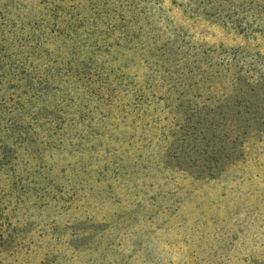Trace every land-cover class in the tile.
<instances>
[{
	"label": "rangeland",
	"instance_id": "obj_1",
	"mask_svg": "<svg viewBox=\"0 0 264 264\" xmlns=\"http://www.w3.org/2000/svg\"><path fill=\"white\" fill-rule=\"evenodd\" d=\"M186 2L24 0L0 16L2 39L19 14L53 38L54 58L27 54L33 84L49 60L65 78L46 104L0 108V145L17 144L0 264H264V0Z\"/></svg>",
	"mask_w": 264,
	"mask_h": 264
},
{
	"label": "trees",
	"instance_id": "obj_2",
	"mask_svg": "<svg viewBox=\"0 0 264 264\" xmlns=\"http://www.w3.org/2000/svg\"><path fill=\"white\" fill-rule=\"evenodd\" d=\"M197 0H187V6L193 5V2H196ZM11 4H16L17 8H21L24 4V0H0V16L2 17V20H11L10 12H12V7H10ZM55 4V2H54ZM60 9H63L61 6H56L53 8V12L48 13L47 17L43 18V21L51 24L56 25L57 19L59 18V11ZM20 15V14H19ZM18 15V19H14V22L19 23V27L15 26V30L11 32L12 37L11 38H1L0 39L4 41V43H1L0 41V108H8L9 102L11 103V108H35V100L37 97H42L44 100V103L48 102V97L50 96V92L48 89L47 82L49 81V77L52 76V78L55 81L62 82L65 78L64 75L61 74L59 77H57V71L61 72V68L58 66L59 63H57L58 60H49V64L45 70V75L37 77L36 81L33 84V80L31 78V67L32 62L29 64V56H36V58H39L42 52H48L46 53L51 59L53 57L54 50L50 49L49 43L53 40V38L41 36V34L38 32V28H40V24L37 23L36 27L35 24L31 20H27V18L20 17ZM6 21L5 24L8 22ZM4 24V23H3ZM70 25H72L70 23ZM73 27V26H72ZM75 31V30H74ZM20 37L17 38V37ZM60 36V35H59ZM58 36V37H59ZM57 38V36H55ZM16 38L14 44L7 45V41L9 39ZM42 51V52H41ZM28 54V55H27ZM38 54V56L36 55ZM21 55H25L27 58H23ZM63 53H57L56 57L62 58ZM56 58V59H58ZM55 65V66H51ZM244 69V68H243ZM31 71V72H30ZM50 72V74H49ZM68 76L76 75L78 77V80H84L81 75L78 73H71V69L64 72ZM51 75V76H50ZM87 75H85V78ZM9 82V88L3 89L2 86L5 83ZM32 83V85H31ZM10 91V92H9ZM19 91V92H18ZM249 91L254 92L255 87L251 86ZM4 92V94H3ZM57 92V89L55 90V94ZM18 95L16 98H14L15 95ZM7 95L10 96V98H7ZM44 95L47 96V98L44 97ZM28 97V99H26ZM12 98V99H11ZM15 100V102L13 101ZM66 100V99H65ZM64 100V101H65ZM250 101V99H249ZM246 98V100L243 101V105L245 102H249ZM44 104V105H45ZM246 107H249V105H246ZM44 108V106H42ZM239 108H244L241 104L239 105ZM63 122V121H62ZM56 124H59V122H55ZM59 126V125H58ZM60 127V126H59ZM54 132L57 133V129L54 128ZM11 136L8 137L6 140H2V144L0 145V171L3 170H10V166L15 160L13 156V151L16 149V143L11 142L10 140ZM3 139V138H1ZM20 138H17V141H20ZM10 140V142H9ZM26 140L20 141L22 145L26 144Z\"/></svg>",
	"mask_w": 264,
	"mask_h": 264
}]
</instances>
